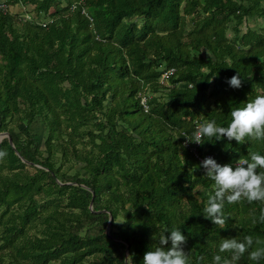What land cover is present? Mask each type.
Instances as JSON below:
<instances>
[{"label":"trees","instance_id":"1","mask_svg":"<svg viewBox=\"0 0 264 264\" xmlns=\"http://www.w3.org/2000/svg\"><path fill=\"white\" fill-rule=\"evenodd\" d=\"M5 3L33 16L0 13V264H143L172 228L190 264L230 259L224 238L264 247V202L225 203L224 228L204 218L214 181L195 158L235 168L264 139L183 137L264 95V0Z\"/></svg>","mask_w":264,"mask_h":264},{"label":"clouds","instance_id":"2","mask_svg":"<svg viewBox=\"0 0 264 264\" xmlns=\"http://www.w3.org/2000/svg\"><path fill=\"white\" fill-rule=\"evenodd\" d=\"M261 63L264 64V61ZM227 83L233 89L241 88L242 79L239 72L227 79ZM183 137L185 145L188 143L203 145L205 137L208 141L212 138L219 141L226 137L229 142L235 140L238 144H243L246 138L264 139V95H257L244 107L233 109L227 127L217 126L215 120L206 121L199 124L191 136ZM199 167H202L205 175L214 181V193L209 194L202 215L220 228L225 227L228 219L223 211L225 203L234 204L242 199L249 203L264 202V155L250 153V160L240 158L236 161L235 168L230 164L221 165L214 158L206 157ZM258 219L264 223V207L260 209ZM256 222L254 219L253 223ZM165 233L170 235L161 236V247L145 252L143 264H190L188 252L183 248L187 243V237L178 228L165 229ZM169 242L171 246L166 247ZM260 243L259 239L254 240L252 236H245L242 241L224 238L219 244V253H230L231 258L217 254L213 256V264H234L246 252L248 259L258 264L264 259V247L254 248L253 245Z\"/></svg>","mask_w":264,"mask_h":264},{"label":"rangeland","instance_id":"3","mask_svg":"<svg viewBox=\"0 0 264 264\" xmlns=\"http://www.w3.org/2000/svg\"><path fill=\"white\" fill-rule=\"evenodd\" d=\"M65 4H64V2L63 3H61V7H63ZM31 9H32V6H30V5H26V6H22L21 4L20 5H15V6H10V11H11V13H10V15H12V14H19V18L21 19V20H24V21H28L32 16H33V12L31 11ZM49 12H52V9H49L48 10V13ZM52 19L50 18V17H47V18H45L42 22H41V24H48L50 21H51ZM249 25V27H251L252 26V24L251 23H249L248 24ZM245 29L243 28V26H242V28H241V32L242 31H244ZM240 32V33H241ZM232 36V33L231 32H228L227 33V37H231ZM29 131L31 132V134L32 135H34V137L36 138V140L39 142V143H42L43 142V140H44V135H45V131H44V129H43V126L42 125H40V124H38V123H34L31 127H30V129H29ZM42 149V148H41ZM76 169H77V167H76ZM120 220H117L116 222H119Z\"/></svg>","mask_w":264,"mask_h":264},{"label":"built area","instance_id":"4","mask_svg":"<svg viewBox=\"0 0 264 264\" xmlns=\"http://www.w3.org/2000/svg\"><path fill=\"white\" fill-rule=\"evenodd\" d=\"M9 12H11V11H10V6H8V5L5 3V1L0 0V13H1V14H6V13H9ZM41 25H43V24H41ZM171 73H172V70L170 69V70L164 72V73L162 74L161 78L166 77V76L170 75ZM140 103L142 104L143 108H145V106H144V99H143V98L141 99ZM184 145H185V143H184ZM206 157H212V155H210V154H205L204 156H199V157H198V156H195V158H196L198 164H200L201 161H203ZM212 158H213V157H212Z\"/></svg>","mask_w":264,"mask_h":264},{"label":"water","instance_id":"5","mask_svg":"<svg viewBox=\"0 0 264 264\" xmlns=\"http://www.w3.org/2000/svg\"><path fill=\"white\" fill-rule=\"evenodd\" d=\"M3 138H7V140H8V144L12 147V144H11V141H10V139L7 137V135L6 134H4V133H1L0 134V140L1 139H3ZM109 219H108V223H107V225H106V232L108 231V226H109Z\"/></svg>","mask_w":264,"mask_h":264},{"label":"crops","instance_id":"6","mask_svg":"<svg viewBox=\"0 0 264 264\" xmlns=\"http://www.w3.org/2000/svg\"><path fill=\"white\" fill-rule=\"evenodd\" d=\"M3 1H5V0H3Z\"/></svg>","mask_w":264,"mask_h":264}]
</instances>
